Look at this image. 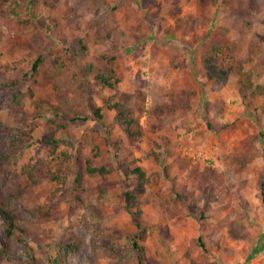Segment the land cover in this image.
Listing matches in <instances>:
<instances>
[{
	"label": "rangeland",
	"instance_id": "374dc122",
	"mask_svg": "<svg viewBox=\"0 0 264 264\" xmlns=\"http://www.w3.org/2000/svg\"><path fill=\"white\" fill-rule=\"evenodd\" d=\"M48 1L51 5L44 7L43 15L50 28L19 23L18 18L28 13L12 14L0 2V196L6 201L12 196L4 188V171L9 170L13 183L23 188L21 201L11 208L19 213L37 260L45 264L56 243L67 244L76 234L80 251L67 254L68 264H140L133 241L139 231L132 216L137 204L143 223L149 226L147 239L138 242L145 246L150 264H191L187 253L203 264H264V94L242 97L235 74L226 84L210 81L200 59L207 42L224 40L238 58L246 60L256 82L264 85V0ZM107 15L113 19L109 41L91 44L79 65L69 63L61 40L86 36L89 22ZM37 39L45 51L63 55L68 72L73 70L77 76L84 77L81 66L87 61L105 68L106 61L98 53L115 56L116 88L97 83L94 74L84 77L92 83L84 102L75 106L89 115L88 120H64L66 127L57 130L56 137L75 145L65 186L49 179L29 184L19 174L27 158L42 157L41 139L56 128L47 121L56 104L53 83L44 66L36 72L32 69ZM252 52L255 56L250 59ZM28 89L34 95L23 109L8 107L15 91ZM123 92L137 93L130 104L140 115L144 133L135 141L106 105L107 98ZM94 104L102 107V118L93 116ZM25 128L26 135L22 134ZM117 143L120 158L142 167L149 177L145 193L135 203L127 201L126 192L136 190V179H129L130 187L125 184L119 157L114 155ZM95 146L100 147L99 155ZM243 153L249 155L244 166L233 164L232 158ZM89 162L111 164L115 169L104 176H90ZM170 163L172 177H188L193 169L208 164L227 174L231 205L217 208L207 220L213 233L201 217L203 203L182 206L179 216H168L172 178L165 176L163 167ZM48 200L50 219L32 217L23 207H37ZM225 203L221 198L213 206ZM237 212L248 216L249 237H232L227 232L226 225ZM199 238L206 248L196 244ZM11 256L22 264H34L28 249L17 242ZM0 264L12 263L0 259Z\"/></svg>",
	"mask_w": 264,
	"mask_h": 264
},
{
	"label": "trees",
	"instance_id": "16d2710c",
	"mask_svg": "<svg viewBox=\"0 0 264 264\" xmlns=\"http://www.w3.org/2000/svg\"><path fill=\"white\" fill-rule=\"evenodd\" d=\"M3 2L5 8H10V13L18 14L25 10L28 13L26 18L19 17L18 22L23 25L38 24L42 28H50L47 17L43 15V10L46 5L51 2L48 0H0ZM113 19L110 15L95 18L89 22L90 30L86 36L72 35V37H65L61 40V44L67 55L69 63L79 65L82 59L88 56L91 44H100L111 38ZM38 40V39H37ZM35 40L36 44V59L32 64L34 72L38 71L39 67L44 66L47 78L53 83L54 93L56 96V104L52 105L51 110L53 116L47 121L55 125L48 137L42 138L43 155L41 158L33 155L25 160L19 168V174L24 176L29 181V184H37L44 179H49L65 186L69 177V163L76 156L75 145L73 141L65 138L56 137L57 130L61 127H66V121H86L89 115L84 110H78L76 103L84 102V95L87 92V87L92 81H86L84 77H89L94 74V79L97 83L105 87L116 88L119 82V77L115 68L112 67L115 56L113 54L103 55L98 53L101 60L106 61L105 68H96L92 62H86L81 66V73L83 76H77L76 72L70 70L68 72L67 60L63 55H55L52 52L44 50L42 44ZM255 56L254 52L250 55V59ZM201 65L205 72L207 79L218 84H226L230 77L237 75L236 86L239 94L242 97L256 96L264 94V85L256 82L253 71L246 67V60L238 58L231 46L224 40L213 39L204 45L200 56ZM137 93L123 92L120 95L116 94L107 98L106 105L115 111V120L120 123L123 131L126 133L131 141L140 139L143 136V126L141 124L140 115L136 114L135 109L131 107L130 101L134 100ZM144 97V93H139ZM34 95L32 89L18 90L12 95L8 107L16 110L24 107L27 100H30ZM118 101H113L115 97ZM90 103V101H88ZM141 111L143 108L139 107ZM264 111V105H263ZM93 116L95 118H102V107L94 104L92 108ZM33 128L30 127V131ZM24 135L28 134V129L22 130ZM65 145V148L62 146ZM115 157H119L118 168L125 173V184L130 187L129 179L134 177L136 179V190H127V201L137 202L138 196L145 193L146 187L149 183L147 172L140 166L133 167L129 161L120 158L121 145L119 143L114 145ZM95 155L100 154V147L95 146ZM156 154V153H153ZM9 156V154H8ZM7 157V155H6ZM249 155L246 153L237 154L232 158V163L235 165L244 166L245 161ZM159 158V156H156ZM115 166L111 164H96L90 162L87 164V173L90 176H104L111 173ZM163 171L167 178H172V186L170 189L169 200L170 204L167 207L168 216L170 218L179 216L182 213V206L192 207L203 203L201 217L205 220L204 224L213 233L214 229L210 223L207 222L209 217L214 216L217 208L228 209L231 205V188L228 183L227 174L224 171L218 170L214 165L208 164L202 168H195L191 171L188 177L180 176L172 177V164H167L163 167ZM13 172L4 171V188L11 192L12 196L9 200H4L0 196V259L7 260L12 264H22L20 261H14L11 256V251L14 242H17L26 249H28V258L34 264H42L34 256V250L30 251L25 235L28 232L21 226L19 213L11 208L13 204L21 201L23 188L19 189L13 183ZM81 182V176L78 174L76 183ZM56 191L52 193L55 195ZM262 195L264 200V187H262ZM221 198L226 201L219 207L213 206L214 202ZM51 200L45 204L37 207H29L23 205L24 209L28 211L32 217L44 216L47 219L51 218V214L47 205ZM142 209L140 205H135L132 211L133 220L138 227L134 241V247L138 250V257L140 264H150L146 255V248L139 244L138 240H146L148 237L149 226L143 223ZM248 216L243 212H237L235 218L227 223V232L232 237L243 238L249 237L251 231L247 223ZM152 228L151 231H153ZM198 246L206 248V244L202 239L195 240ZM81 240L76 235L71 236V240L67 244L56 243L54 245V253H51L45 264H68V255H78L80 251ZM187 256L191 259V264H203L192 258L190 253ZM206 258V257H205ZM207 259V258H206ZM30 261V262H31ZM207 261V260H206Z\"/></svg>",
	"mask_w": 264,
	"mask_h": 264
}]
</instances>
